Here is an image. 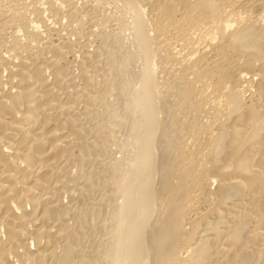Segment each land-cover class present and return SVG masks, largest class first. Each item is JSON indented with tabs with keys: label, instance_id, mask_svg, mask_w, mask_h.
<instances>
[{
	"label": "bare ground",
	"instance_id": "6f19581e",
	"mask_svg": "<svg viewBox=\"0 0 264 264\" xmlns=\"http://www.w3.org/2000/svg\"><path fill=\"white\" fill-rule=\"evenodd\" d=\"M56 1L49 0L48 12L60 13L62 19L64 17L71 20L79 17L78 14L83 12L82 8L78 9V12L75 4L71 3L72 0H63L66 3L64 10ZM121 1L124 4L123 8H130L135 14L132 24L136 27L141 25L139 32L135 33L139 42L136 41V43L142 46V53L147 64L143 68L144 72L141 71L143 78L138 82L140 88L145 86L144 91L137 92V95L129 101L130 104L127 101L131 109L129 111L133 113L130 125L127 124L131 128L136 127L138 117L142 118L141 115H143H139V112L143 113L142 110H144L147 111L148 116L145 118L147 126L151 130L147 128L149 133L147 136L145 135L147 138L144 136L147 141L144 142L147 144L144 156L137 155L138 159L136 157L129 167L125 166L126 177L124 180L118 174L123 161L120 162L118 159L111 163L112 166L109 169V174L113 178L111 193L116 196V199L117 196H120L118 199L121 198L123 202H126V206L120 207L118 203H114L115 206L112 209L114 211L111 215L114 226H112L111 232H108V235L110 234L108 243L110 242V244L107 245V250L102 253L103 264H264V26L260 25L262 28L255 30L252 25L256 26L259 23L249 22L252 25L248 26L245 25V20L242 23L243 21L239 19L236 22L242 21L239 24L240 26L244 25L238 28L239 24L235 23L238 17L230 19V16L222 11L224 5L226 6L225 10L227 7L231 10L232 7L246 10L247 7L258 4L264 13V0ZM85 4H82L83 7ZM92 10L87 9L89 12ZM247 12L249 13V11ZM263 13L261 16L264 15ZM53 16L55 17V15ZM41 17L39 20H42ZM257 18L263 17L259 18L257 15ZM260 20L262 21V19ZM1 24L3 26L5 22ZM233 25L236 28H233ZM35 27L33 26V28ZM122 27L123 25H120V29ZM148 28L154 36L148 34ZM67 29L66 32H69ZM35 30L31 32L34 35H30L37 40L39 35ZM192 32L203 34L202 41L206 45H210L214 39H217V42L213 43V47L210 45L211 51L200 48L198 52L191 49L194 46L190 41ZM150 35L154 44L155 59L164 61V57L168 55L169 48H171L169 46L174 41L180 43L182 49L185 46L190 47V44L192 46L189 48L191 49L189 55L194 59L190 61L186 54L190 64L187 63V67H183L182 71H179L181 68L177 70L178 72L175 70L178 74L175 76L170 74L171 77L168 76L170 79L166 78L167 81L165 78H163V82L162 79L158 81L160 89L155 88L152 83V75L156 66L150 61L152 52L149 53L147 48ZM66 40L63 44L61 42V48L53 46L54 49H50V52L47 51L51 54H49L50 56L44 52V49L43 51L38 49L39 52L28 50L26 55L16 53L11 59L0 56V72L2 71L6 75L4 80L2 78L0 80V264H87L89 262H86L85 257H91L87 258L90 262L92 259V255L87 254L84 261L82 258L84 254L81 256V250H79L81 238L84 236L81 234L83 229L81 233L79 230L82 228V223L85 225L87 221H84L85 223L82 220L77 221L80 229L78 228V232L71 233L73 230L70 231L67 221L78 214L74 213L76 206L72 209L69 204L63 205L60 200V195L63 192L60 191L62 187L68 190V197L71 201L76 200V203H83L92 191L94 193V188L100 187L103 180L105 181L103 173L101 174L104 177L99 175L104 179L99 175L86 176L84 171V164L91 159L93 152L102 149V146L100 145L101 141H90L87 136L89 133L85 135L80 130L84 126H81L80 118L73 117L75 115L73 106L76 102L74 98L78 94L75 95L74 91H70L72 89L67 86L66 82L71 77L68 79L70 71L67 68L68 64L61 63L64 60V55H68L71 46ZM202 45L205 47L204 44ZM177 53L175 52V54ZM170 54L168 59L175 60L177 55L175 56L174 52ZM131 55L129 54V56ZM193 55L196 56L193 57ZM184 59L182 57L183 61L180 59L179 64L181 61L184 62ZM170 69L174 70V67ZM116 70L118 69H115V72ZM46 74L51 76L50 81ZM134 75L136 76V74ZM190 75L195 79H192ZM188 78L202 84L205 80H209L210 83L212 81V93L216 94V104L213 102L211 106L217 105L219 98H222L221 107L223 108L221 110L224 111V120L221 119V123L215 125L212 131L214 136L209 132L212 129L210 130V125H207L209 124L208 120L204 123L207 126L202 125V127L197 124L195 127L190 123L191 127L188 130L190 133L185 132L184 124L188 126L187 123L194 122L191 120L194 119L190 117L191 115L187 117L190 112L185 111V104L194 101L193 104L188 103L189 107L194 106L192 108L196 110V113L198 109L201 111L200 103H195L199 99L195 100V97L197 94L198 96L201 93L204 94L205 91V89L201 91L202 85L198 84L201 86V89H198L201 93L198 92L193 86L194 81L188 80ZM86 79L87 77H85ZM196 81L194 85H196ZM87 83L89 86L92 81L90 83L89 80ZM245 83H247L246 86L249 85L253 89L248 99L244 98L242 91ZM87 85L84 86L86 87L84 89L88 88ZM209 86L207 85V87ZM207 87L205 86V88ZM249 87L246 89L248 90ZM88 95L89 93L84 97L86 102L90 101L91 97H95L90 94L87 100ZM92 95L94 94L92 93ZM91 101L93 102V100ZM201 102H204L203 99ZM207 104L210 106L209 103ZM207 104L205 103V105ZM203 107L204 105L201 108ZM125 108L127 107L125 106ZM172 108L180 110L181 112L175 111L184 116L180 114L181 118L177 114L175 116L173 114L175 111H172ZM82 109L85 111H82L85 115L86 108ZM204 110L203 112L206 113ZM190 111L192 110L190 109ZM107 112L109 111L107 110ZM218 112L212 119L219 120L221 118L223 114ZM160 116H162V122L159 121L161 119H158ZM199 116L197 118H200ZM183 117L191 119H187L183 124L181 122ZM188 120L190 121L188 122ZM143 125L146 124L143 123ZM153 127L156 130H153ZM144 128L146 129V126ZM180 130L184 132L183 134H190L193 138L194 145L192 147H186L187 141L181 139ZM92 133L94 134V131ZM153 133L161 135L158 137L159 141L157 139L158 146L152 142L153 137H156L153 136ZM191 137L188 138L191 139ZM103 146L105 145L103 144ZM156 148H160V150ZM155 150L159 151V155L156 157L158 158L156 166L153 161L150 171L145 176L146 182L148 181L146 187L149 195H147L151 199L152 208L150 211H146V218L140 221L139 218L144 212H137L140 207V199L138 200L134 195V185H138V181H141L140 178H137L139 174L136 172L140 168L141 172H138L141 174L146 165L143 164L139 167L140 163L138 162L142 160L146 163L151 160ZM72 165L77 166L80 171L79 176L77 179L74 177V180H71L72 174L70 173ZM109 174L107 173V175ZM212 186L215 187L213 190L210 189ZM144 203L146 204V202ZM198 205H205L206 209L199 211ZM91 210L89 209L90 212ZM139 210L141 211V208ZM91 214L93 215L92 212ZM85 218H89V215ZM89 221L91 222V220ZM86 226L88 227L89 224ZM92 232L91 234H93ZM116 236H120V239H116L117 241L114 239ZM58 245L61 246V252L59 255H55L54 249ZM76 257L77 262L73 261V258ZM97 258H94L95 261H98ZM93 264L99 263L93 262Z\"/></svg>",
	"mask_w": 264,
	"mask_h": 264
},
{
	"label": "rangeland",
	"instance_id": "374dc122",
	"mask_svg": "<svg viewBox=\"0 0 264 264\" xmlns=\"http://www.w3.org/2000/svg\"><path fill=\"white\" fill-rule=\"evenodd\" d=\"M81 1H82V3H81ZM85 1L84 0H78V1L77 0H72L71 3L75 4L74 6H76L77 10L82 8L83 9L82 11L84 13L81 12L83 14H81V13L78 14L79 17L77 16V17L73 18L74 20L71 19V20L74 21V22L72 21L71 22L72 24H71L70 23L71 20H69L67 18H64V17L62 19V14H60V13H56L55 14V13L48 12L49 11L48 10L49 9V0H0V31H1V33H0V56H2L4 58L10 57L8 59H11V57L14 56L16 53H20L22 55H26L28 50H30V52H39V50L43 51V49H44L45 53L47 51L50 52L55 47L56 48H61V42L63 44L66 39H67L66 40L67 42L69 41L68 45L69 46L71 45L70 46L71 48L69 47V53L70 54L68 53V55H64V57H63L64 60H62L61 63L62 64L64 63L63 65H65V64L67 65L68 64L67 68L70 71L69 72V76H68V79L71 76L70 80H69L70 83H69V81H67L66 82L67 86H69V89H72L70 91H74L75 95L78 94L74 98L76 100V102H74L75 106H73L74 109H75L74 112H73L75 115L73 117H76V119L80 118L79 120L81 122V126L84 125L83 127H85V129H83V127H82V129H80V130H82V132L85 133V135L87 133H89V134H87V136H89L88 139L90 141H92V140L97 141V142L101 141L100 145L102 146V149L100 148V149L96 150V152L94 151L92 156H91V159L88 160L87 163L84 164V171L87 174L86 176H88V175L89 176H91V175H97L98 176L99 174L103 173V175L105 177L102 174L101 175L105 178V181L107 183L103 180L102 185L100 186L101 188L100 187H96L97 189L94 188V193H92L93 192L92 191L91 192L92 194L90 193L91 195L89 194V196H87L88 198L83 203L82 202L81 203L80 202L76 203L77 202L76 200H75L76 202L74 200L71 201L70 198L68 197L69 196L68 192H67L68 190H66L65 188L61 187L60 191L61 192L63 191V192L60 195V197H61L60 200L63 203V205H65V204L68 205L69 204V206H71L72 209H74L75 206H76L77 211L75 209L74 213H78V214H75L76 216H74V218H72L71 220L67 221L68 222L67 224L69 225L70 231L73 230L71 233L78 232V228L80 229L79 224L77 223V221L79 222V221L82 220L83 222L84 221L88 222L89 220H91V222L89 221V223H87V222L85 223L84 222L85 225L82 223V225L84 226L85 229L81 225L82 228L79 231L81 233L82 229H83V232L81 234H82V236L84 235L85 237L81 236L82 237L81 241H80V245H81L80 248L81 249L79 248V250L82 251V252L80 251L81 256L84 254V256H82L83 260H84L85 255L86 256H87V254L89 256L92 255L91 262L88 260L91 257H89V258L85 257L86 262H89L91 264H93V262L99 263V264H103V262H102L103 254L102 253L107 250V245L109 246V244H110V242L108 243V241H110L109 240L110 239V236H109L110 234L108 235V232L110 233L111 229H113L112 226H114L113 225L114 221H112L113 219L111 220V218H112L111 215H112V212L114 211L112 209H114L113 207L115 206L114 203L115 202H116V204L118 203V205L120 207L126 206V202H123L121 198H120L121 200L118 199V197H120V196H117V199H116L115 198L116 196L112 195V193H111V189H112L111 187H113V184H112L113 183L112 182L113 178H112V175L109 174L110 173L109 169L112 166L111 163H113L115 160H118V159H120V162L123 161V162H121L123 164V166L121 164V169H119L120 167L118 168L120 170L118 172V174L120 175V177L122 176V178L124 180L125 177H126V172H124V171L126 170L125 168L127 167V165L129 167V165H131L130 163L135 161V158L137 157V155L140 154L141 156H144V153L146 151L145 150V145H147L146 143H144V142H147L146 139H144V136L148 135L149 131L147 132V130H149V129L151 130V128L149 126H147V119H146L147 116H148V114H146L147 111H144V110H142L143 113L139 112L140 113L139 115H141V114H143V115H141L142 118L138 117V120H137V124L138 125L136 126L137 128L136 127L131 128L129 126L131 119H133V117H132L133 113L131 111H129V110H131L130 106H129V104H130L129 101H131L133 99V97L135 95H137V92L144 91L143 88H145V86L141 87L142 88V90H141V88L138 85V82L142 80V78H143L142 74L143 73H141V71L144 72L143 68H145L147 64L145 62V57H144V55L142 53V51H143L142 48H141L142 46L140 44L137 45V43H139V42L137 40L138 36H135V33H137L136 31L139 32V28L141 27V25H140V27H136V26H134V24H132L133 20L135 19V14H133L134 12L130 8H126V7L123 8L124 4H123V2L121 0L120 1L119 0H85ZM56 2L58 4H60V7H62V10H64L63 8L65 7L66 3L63 0H57ZM60 2H62L63 4L61 5ZM85 3H87V4H85ZM82 4H85L86 6L84 5V7H83ZM255 6L254 5H253V7L249 6V7H247L248 9L246 8V10L245 9H241V8H237V7H232V10H231V8L227 7L228 9L226 8V10H225L224 8L226 6L224 5L222 7V9H223L222 11H225L224 13H226V15L230 16L229 17L230 19H235L236 16H237L238 18H236V20H235V23L237 25L239 23L241 24V22L243 20L246 21L245 25L247 24L248 26L252 25V24H249V22L250 23L253 22V23H256V24L259 23L258 25H256V26H258L257 28H255L256 26L252 25L254 27V29L256 30L258 28L259 29L262 28L260 25L264 26V23L262 24V22H264L263 21L264 20V15L261 16V14L263 13V11H261L262 8H260V6L258 4H255ZM92 8H93L94 11L92 10ZM249 8H252V9H249ZM253 8H255V9H253ZM87 9L93 11V13H92V11H90L92 15L90 14L89 11H87ZM226 11H228L229 13H227ZM247 11H249V13ZM250 11H252V12H250ZM78 12H79V10H78ZM86 12L88 13V15H87ZM236 12H240V13L237 14ZM241 12H243L245 14H243ZM229 14H232V15H229ZM233 14H235V15L233 16ZM53 15H55V17ZM224 15H223V17H224ZM257 15H258L259 18L263 17V18H260V19H262V21L257 18ZM38 16L39 17L42 16L41 17L42 20H39ZM75 19H76V21H75ZM239 19L242 20V21L236 22L237 20L239 21ZM257 19L259 20V22H257L258 21ZM255 20H257V21H255ZM4 22H5L6 25L3 24V26H2L1 23H4ZM242 23H244V21ZM119 24L123 25V27L121 28L122 30L120 29V25ZM240 24H239L238 28H241L244 25L243 24V25L240 26ZM235 25H233V28H236V27H234ZM33 26H36L37 28L36 27L33 28ZM27 27H29L28 30H27ZM91 27H92V29H91ZM66 28H68L67 30L69 32H66ZM124 28H126V29L123 32ZM33 29L34 30L36 29L35 31H38V32H36L39 35V38L37 40H36L35 37L31 36V35H34L33 33H31L32 31H34ZM70 30L71 31L75 30L76 33L73 32V31L71 32ZM77 30L81 31V32H78ZM118 30H119V32H118ZM147 31H148V34H152L153 35V33H150L151 30L149 28H148ZM27 32H28L29 35L27 34ZM68 33H72V34L74 33V34L73 35L72 34L69 35ZM200 34H201L200 32H199V34H198V32H195V33L192 32L191 33V35L194 36L192 38V36L190 35V37L192 39L190 41H191L192 45H194L193 48H191L192 46L190 44V47L185 46L184 49H186V50H184V49H182V46L179 45L180 43L179 44H178V42L175 43V41L172 42L171 45L169 46V47H171V48H169L170 49L169 53H167L168 57L167 56L164 57L165 58L164 61H163V59L161 60V59H155L154 58V54H153V52H154L153 51V49H154L153 45L154 44H153V42L151 40V35H150L149 43L147 45V48H148L149 53L152 52L151 54L153 55L152 56L150 54L151 55V60L150 61H152L153 62L152 64H155L154 66H156V67H154V72H153V75H152V77H153L152 83L154 84L155 88L160 89L159 88V85H160L159 83L160 82L158 83V81H161V79H162V82H163L164 81L163 78H165V80H166V78L171 77V75L172 76L173 75L175 76V74L177 75L178 73H176L175 70L177 71L178 69L181 68L179 71H182V69L184 70V68L187 67V65H186L187 63L190 64L189 60H187L188 57H186V54H187V56H189L190 61L192 59H194V58L191 57V55H189L191 53V49H195L197 51L200 50V48L201 49L202 48H204V49L206 48V50H208V51L212 50V47L214 45L213 43L214 42L216 43L217 39H214L212 41V43L210 44V45H212V47L207 44L209 46L208 47L205 43H203L204 41H202V37L201 36H203V34L202 35H200ZM153 36H152V38H153ZM32 37L35 38V39H33ZM198 38L199 39L201 38V39L199 40ZM136 41H137V43H136ZM193 41H195V43H193ZM29 43L31 44L30 46H29ZM202 44H204L205 47H202L203 46ZM53 46H55V47L53 48ZM104 46H106V47H104ZM197 46H200V47H197ZM62 47H63V45H62ZM187 48L188 49L191 48V49H189V51L187 52V50H188ZM140 49H141V51H140ZM49 52H47L48 55L50 54ZM171 52L172 53L174 52L175 56L177 55L175 60H173V61L171 59H168V58H170V55H171L170 53ZM175 52L176 53L178 52V53L175 54ZM129 54H132V55L129 56ZM162 54L165 55V53H162ZM117 55H119V56H117ZM164 55H162V56H164ZM174 55L172 54V56H174ZM67 56H68L69 60L67 59ZM84 56H85V58H84ZM122 56H124V57H122ZM194 56H196V55H193V57ZM177 57H181L180 58L181 60H182V57H183V59L185 58L184 62H186V63L182 62L183 60L181 61L185 65L180 62V64L183 65V66L181 65L182 66L181 67L179 62H178L180 59L177 58ZM92 58H93V60H92ZM108 58H109V60H108ZM134 58H136V59H134ZM176 59H178V60H176ZM112 61H114V62H112ZM162 61H163V63H161ZM169 61H170V63L167 64V62H169ZM241 61L242 60L240 59V62ZM174 62H176L177 64L174 63ZM229 62L231 63L232 61H229ZM172 63H173V65H172ZM173 67H174V70L170 69V68H173ZM121 68L123 69L122 71H121ZM115 69H118V70H116L117 74L115 72ZM81 71H83V72H81ZM99 71H100V73H99ZM111 72H113V73H111ZM120 72L123 73V74L120 75L121 74ZM124 72H125L126 75L124 74ZM136 72H138V73H136ZM173 72H175V73H173ZM2 73L3 72L1 71L0 72V80H1V78L3 80L6 78L5 73H3V74ZM134 74H136V76ZM46 76L49 77V78H47L49 81H50V79H52L51 76H49V74H46ZM108 76H110V77H108ZM134 76H135V78H134ZM190 76H192V75H190ZM85 77H87L88 80L87 79L86 80L88 82H89V80H90V83L92 81V83H91L92 86H91L90 83H89L90 84L89 86L87 85L88 83L85 80ZM71 78H73V79H71ZM90 78H92V79H90ZM131 78L134 79V80H130ZM191 78L195 79L194 76H192ZM191 78H188V80L189 79L191 80ZM120 79L122 80V82H121ZM138 79H140V80H138ZM191 81H194L193 83L195 84L196 80H191ZM205 81L203 82V84L200 83V82H197V81H196V85L193 84L194 88L197 89V91L200 92V93H201V91H203L205 89L204 94L201 93L199 96L197 94L196 97H195V100L199 99V100L202 101V99H203V101L206 104L209 103L210 106H211V104H213V102H214V104H216L215 103L216 102V100H215L216 94L212 93V81H211V83L209 82V80H205ZM84 83H86V84L84 85ZM208 83H210V84H208ZM156 84H157L158 87L156 86ZM198 84L202 85L203 89L201 91L198 90V89H201V86L198 85ZM246 84L247 83L243 84L242 91H243V94H244V98L248 99L250 97V94H252L253 89H251V87H249V85L246 86ZM86 85H87L88 88L84 89V88H86V87H84ZM207 85L208 86L210 85V86L207 87ZM135 86H137V87H135ZM205 86L207 88H205ZM244 87H245V89H244ZM247 87H249L250 89L248 88V90H247L246 89ZM83 90L84 91L88 90V91L84 92ZM92 90L95 91V92H93ZM58 93L61 94L62 92H58ZM88 93H89V95L86 97L87 100H88V97L90 96V94H91V96H95V97L94 98L91 97V99L89 98L90 101L86 102L84 97H85V94H88ZM92 93L94 95H92ZM127 93H129V94H127ZM133 93H135V94H133ZM201 95H202V97H201ZM213 97H214V99H213ZM95 98H96V101H94ZM124 99H126V100H124ZM221 99L222 98H219V100L217 101L218 104L215 105V106L212 105L213 107L211 106V108H213L214 110H218V111H220V114H223L224 111L221 110V108H223V107H221V105H222V100ZM91 100H93V102ZM199 100L195 101V103L199 102L200 106L202 107V105H204V107L203 108L200 107L201 111L198 109L197 113H196V110L194 108H192L194 106H191V104H193L194 101L188 102V103H191L190 104L191 108L189 107L188 103L185 104V106H186L185 107V111L190 112V113H188L187 117H189L191 115L190 117L194 118V119H191V118H187V119H191L195 123L190 121V120H188V122L189 121L190 122L187 123L188 124V126H187L186 124L183 123V122H185L187 120L184 117H183V121L181 120V122L186 126V128H188V129L185 128V132L186 133L189 132L188 130H190V127H191L190 123H191L192 125L197 124L199 127H202V125H205V126L210 125L209 129L210 130L212 129V130L209 131V132L212 134V133H214L212 131H213L215 125L216 124L219 125V123H221V119H223L224 114L221 116V118L219 120H214L215 118L212 119V117H214L215 114L218 111L214 112L213 109H212L213 110L212 111L211 108H209L210 106L208 104L205 105L204 102H201ZM127 101H128L129 104L127 103ZM157 101L159 102V100H157ZM211 101H212V103H211ZM92 103H95V104H92ZM109 103H110V105H108ZM141 103H143V102H141ZM93 105H94V107H93ZM125 106L127 108H125ZM187 107H189V108H187ZM205 107H206V109H205ZM216 107H219V108H216ZM78 108H80V109H78ZM82 108H84V109L86 108V112L87 113H85V115H84V113H82V111H83ZM177 108L180 109V107H177ZM186 109H188V110H186ZM190 109L192 111H190ZM204 109L206 110V113L208 112L207 114L203 112ZM107 110L109 112H107ZM173 110L175 111L176 108H172V111ZM181 110H183V109L181 108ZM115 111H116V113H115ZM176 111H178V110H176ZM176 111L173 112V114L175 116L178 115V117H179L182 113H179L180 114L179 115V114H177ZM83 112H85V111H83ZM178 112H181V111L179 110ZM193 112H194V114H193ZM198 113H200L199 114L200 116L197 115ZM201 113H203V114H201ZM211 113L214 114V115H212ZM208 114H210L212 116H210ZM193 115H195V116H193ZM181 116H184V115H181ZM197 116H199L200 118H197ZM85 117H87V118H85ZM118 117H119V120H118ZM179 118H181V117H179ZM158 119H161V120H159L160 122H162V120H163L162 116L158 117ZM210 119H212L213 121L211 120V122H209ZM216 119H217V116H216ZM123 120H124L125 123L123 122ZM143 120H144V122H143ZM206 120H208V122ZM214 121H217V122L214 123ZM206 122L209 123V124H207V125L204 124ZM143 123H145L146 125H143ZM212 123H213V125H212ZM183 124H182V126H183ZM211 125L213 126V128L211 127ZM138 126H139V128H138ZM145 126H146V129L144 128ZM195 127H197V126L195 125ZM147 128H149V129H147ZM152 129L156 130L154 127ZM84 130H87V131H90V132H86V131L84 132ZM93 131H94V134L92 133ZM138 133H140V134H138ZM144 133H146V134H144ZM183 133L184 132H182V130H180V134L179 135H181L182 137L179 136V135H177V136L181 137V139L182 138L186 139L185 140V142L187 141L185 143L186 147L187 146H191L192 147L194 145L193 138L190 136V134H186V133L183 134ZM211 134H210V136L213 137L214 134H212L213 136ZM90 135H92V136H90ZM184 135H189V136H185L184 137ZM139 136H140V138H139ZM153 136H156V137L155 138L153 137L152 142H154V144H156V146H158L157 143H159V142H157V139L159 141L158 137H160L161 135L159 134V136H158V133H156ZM210 136H208V137H210ZM188 137H191V139L188 138ZM205 138H206V135H205ZM141 142H142V144H141ZM143 143H144V145H143ZM103 144L105 146H103ZM143 150H144V152L142 153ZM157 150H160V148L157 149ZM157 150H155L154 156L152 157L151 160H148L146 163H144L142 160L140 162H138V163H140V166L138 165L139 167H141V165H143V164L146 165V167L144 168V171L141 174L139 173V172H141L139 170L140 168L138 169L139 172L138 171L136 172V174H139V176L137 178H140L141 181H138L139 182L138 185L137 184L134 185L135 189L133 188L135 197H137L138 200L140 199V207L138 208V210L137 209L136 210H137L138 213H143L144 212V214L141 215L140 218H139L140 221H142L143 218L144 219L146 218V216H147L146 211H150V209L152 208V205L150 204L151 203V199L148 198V195H149L148 192L149 191H148V189L146 187L148 181L146 182L147 179L145 178V176H146V173L148 171H150L151 164L157 163V159L158 158H156V157H158V155H159L158 154L159 151L157 152ZM137 159H138V157H137ZM141 162H143V163H141ZM72 166H71V170H70V173L72 174L71 175L72 178L70 177L71 180L74 177H75L74 179H77V177L80 174V171H79L78 167L74 166V165H72ZM155 166H156V164H155ZM153 170H152V173H153ZM71 171H73V172H71ZM105 171H106V173H105ZM107 173L109 175H107ZM101 175H99V176L102 177ZM108 176H109L110 179L108 178ZM152 176H155V175H152ZM127 177H128V175H127ZM152 178H154V177H152ZM110 184H112V185H110ZM214 188H215L214 186H212V188L210 187L211 190H213ZM98 190H99L100 193L98 192ZM95 191H96V193H95ZM136 191H138V192H136ZM142 201H143V203H142ZM144 202H146V204ZM80 206H82V207H80ZM78 208H79V210H78ZM84 208H86V209H84ZM140 208H141L142 212L139 210ZM89 209L90 210L93 209V210H91L93 215L91 214ZM198 209H199V211L205 210L206 206L205 205H198ZM83 211H84V213H83ZM87 211H88V213H87ZM97 211L98 212L100 211V213H97ZM89 212H90V214H89ZM86 213H87V215L85 216ZM88 215H89V218L91 217L90 219L89 218H85ZM77 218H78V220H77ZM85 219H88V220H85ZM87 224H89L88 227L86 226ZM90 224H91V227H90ZM94 227H95V229H94ZM90 228H93V229H90ZM91 232L93 234H91ZM119 237L120 236L114 237L115 241H117L116 239H120ZM59 245H61V244H59ZM59 245L57 246V248L55 247L56 249H54V252L56 253L55 255H59L60 252H61V248H60L61 246H59ZM92 248H93V250H92ZM91 251H92V253H90ZM134 251H135V249H134ZM93 254H94V256L96 258L98 256V258L96 259L98 261H95V259H94L95 257L93 256ZM73 259H74L73 261H76V260L78 261L77 257L73 258ZM89 263H87V264H89Z\"/></svg>",
	"mask_w": 264,
	"mask_h": 264
}]
</instances>
